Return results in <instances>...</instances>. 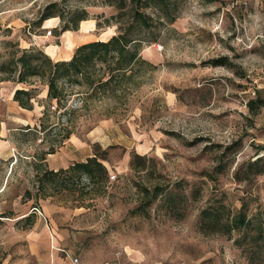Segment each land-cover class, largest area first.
Here are the masks:
<instances>
[{
	"label": "rangeland",
	"instance_id": "rangeland-1",
	"mask_svg": "<svg viewBox=\"0 0 264 264\" xmlns=\"http://www.w3.org/2000/svg\"><path fill=\"white\" fill-rule=\"evenodd\" d=\"M170 2L173 22L145 9L154 26L140 32L139 52L150 66L94 97L65 84L66 113L53 101L42 130L45 78L17 83L14 60L24 49L69 59L115 34L119 10L108 0H0V264H264V106L249 107L264 100V0ZM50 3L64 20L36 26ZM75 10L88 19L57 34ZM219 58L226 65L211 63ZM15 89L31 91L32 110L10 98ZM93 156L103 184L77 172L38 180L43 167ZM243 202L246 229L200 221L209 205L232 218Z\"/></svg>",
	"mask_w": 264,
	"mask_h": 264
},
{
	"label": "trees",
	"instance_id": "trees-1",
	"mask_svg": "<svg viewBox=\"0 0 264 264\" xmlns=\"http://www.w3.org/2000/svg\"><path fill=\"white\" fill-rule=\"evenodd\" d=\"M109 4L116 6L119 10L115 16L113 24L117 25V32L107 40H93L82 43L73 51L69 59L54 61L49 55L42 53V51L23 50L21 55L14 60V65L18 66L19 73L17 75V83H24L30 77L39 76L45 78L47 86L46 99L49 105H44L42 115L40 117L39 126L45 130L48 126V118L50 107L54 104L57 109H64L66 113V96L68 93L64 87L67 85H78L83 89V92L89 97H94L100 89V93L113 91L116 84L122 80H129L134 74V68L138 65L150 66L149 62L143 59L139 52V47L142 43L140 32L150 30L154 26L153 17L146 13L145 9L154 8L161 12L162 17L167 22H173L176 15L170 11V0H108ZM38 18L35 21L36 26H41L43 21L59 16L62 20L63 15L57 13L55 4L50 3L43 9H38ZM161 16V15H160ZM87 13L85 10H75L72 18L66 20L63 26L57 31V34L64 31H76L79 22L87 20ZM101 27L99 23L96 24ZM106 25H110L107 23ZM225 58L212 60L213 65H226ZM3 70V67H0ZM31 91L25 89H15L13 91L12 99L18 105L26 110L33 109V101L31 100ZM259 104L253 105L254 101L249 102L250 109L260 108L264 106V100L257 98ZM60 122L55 125H59ZM50 126V125H49ZM71 131L67 130L62 140L69 137ZM54 147L51 145L47 151L43 152L39 157L42 163L46 154L53 153ZM139 160L144 161V157L135 153L132 157V162L140 164ZM79 173L84 174L89 180H94L95 177L99 178L100 184L107 175V170L96 156L88 157L85 161H77L72 163L66 169L53 170L43 167L41 169V176L38 180L41 182L46 179L50 184L58 183V176L62 173ZM221 172V169L220 171ZM210 176V173H207ZM153 196L162 193L159 188H154ZM37 208L36 206H34ZM245 203L243 202L237 212L229 216H224L225 206L223 203L220 205H209L202 209L200 212V221L205 223L209 221L212 230L223 234H229L233 230L246 229L251 219H247L245 213ZM203 226V225H202ZM251 246L258 244L257 240L250 239ZM236 244L241 243L236 241Z\"/></svg>",
	"mask_w": 264,
	"mask_h": 264
},
{
	"label": "crops",
	"instance_id": "crops-1",
	"mask_svg": "<svg viewBox=\"0 0 264 264\" xmlns=\"http://www.w3.org/2000/svg\"><path fill=\"white\" fill-rule=\"evenodd\" d=\"M95 29V24L94 23H92V24H90L89 26H88V30H89V32H91V31H93ZM90 41H92V40H90ZM86 42H88V41H86ZM83 43H85V41L83 42ZM82 44V43H81ZM80 45V44H79ZM78 46V45H77ZM12 97V95L10 96V98Z\"/></svg>",
	"mask_w": 264,
	"mask_h": 264
},
{
	"label": "built area",
	"instance_id": "built-area-1",
	"mask_svg": "<svg viewBox=\"0 0 264 264\" xmlns=\"http://www.w3.org/2000/svg\"><path fill=\"white\" fill-rule=\"evenodd\" d=\"M46 33H47V35H50L51 34V29H48L47 31H46ZM111 178H114V176H110ZM77 262H78V259L77 258H74L73 259V264H77Z\"/></svg>",
	"mask_w": 264,
	"mask_h": 264
}]
</instances>
